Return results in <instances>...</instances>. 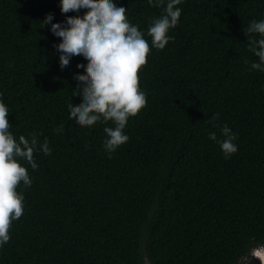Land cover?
I'll return each mask as SVG.
<instances>
[{
    "label": "trees",
    "instance_id": "16d2710c",
    "mask_svg": "<svg viewBox=\"0 0 264 264\" xmlns=\"http://www.w3.org/2000/svg\"><path fill=\"white\" fill-rule=\"evenodd\" d=\"M116 3L149 53L137 73L146 104L109 155L102 145L111 119H70L68 108L82 103L73 77L86 62L59 66V37L40 21L49 11L63 20L58 0H0L10 131L35 133L52 152L34 151L35 169L18 158L32 183L17 185L24 211L10 223L0 264H243L264 245V71L249 70L258 57L247 36L259 34L244 32L264 17V0H180L163 49L147 33L160 7ZM223 124L237 133L227 158L208 136L222 139Z\"/></svg>",
    "mask_w": 264,
    "mask_h": 264
},
{
    "label": "clouds",
    "instance_id": "9594fccd",
    "mask_svg": "<svg viewBox=\"0 0 264 264\" xmlns=\"http://www.w3.org/2000/svg\"><path fill=\"white\" fill-rule=\"evenodd\" d=\"M63 20H54V13H45L42 25L58 42L54 48L58 52L61 70L70 69L74 58H82L86 64L77 66L73 80L82 96V103L70 106V119L81 126H91L97 121L112 120L113 126L105 125L106 136L103 147L109 155L115 148L128 140L123 131L130 115H135L146 104V93L138 86V69L146 63L149 41L137 24L126 18V8L116 0H58ZM161 8V13L152 18L147 27L151 46L163 49L174 37L168 34L179 20L180 0H148ZM162 6V7H161ZM75 13V15H68ZM81 13H84L81 16ZM247 48L258 59L251 61L250 69L264 71V17L252 19L244 28ZM247 62V61H246ZM8 105L0 98V246L10 238L9 227L12 220L24 211V194L17 191L21 181L29 186L32 180L26 167L19 162L23 158L35 169L34 151L52 154L47 140L39 142L35 133L28 138L18 137L10 131ZM218 115V114H214ZM222 139L215 132L208 136L219 144L225 158L238 150L235 143L237 133L227 124L220 128ZM63 128L57 130L61 134ZM251 255L264 264V245L251 250Z\"/></svg>",
    "mask_w": 264,
    "mask_h": 264
},
{
    "label": "flooded vegetation",
    "instance_id": "af4514ba",
    "mask_svg": "<svg viewBox=\"0 0 264 264\" xmlns=\"http://www.w3.org/2000/svg\"><path fill=\"white\" fill-rule=\"evenodd\" d=\"M251 257V260H248L247 258V262H246V264H253L255 261H257V260H259V258H257V257H255V256H252V255H250Z\"/></svg>",
    "mask_w": 264,
    "mask_h": 264
},
{
    "label": "water",
    "instance_id": "95a60500",
    "mask_svg": "<svg viewBox=\"0 0 264 264\" xmlns=\"http://www.w3.org/2000/svg\"><path fill=\"white\" fill-rule=\"evenodd\" d=\"M253 264H260V260L255 261Z\"/></svg>",
    "mask_w": 264,
    "mask_h": 264
},
{
    "label": "rangeland",
    "instance_id": "374dc122",
    "mask_svg": "<svg viewBox=\"0 0 264 264\" xmlns=\"http://www.w3.org/2000/svg\"><path fill=\"white\" fill-rule=\"evenodd\" d=\"M247 259H248V260H251V258H247ZM247 259H246V261L244 262L245 264H246V262L248 261ZM244 263H243V264H244Z\"/></svg>",
    "mask_w": 264,
    "mask_h": 264
}]
</instances>
